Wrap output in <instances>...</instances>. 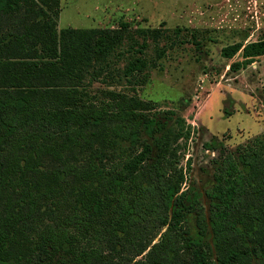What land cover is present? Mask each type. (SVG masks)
Masks as SVG:
<instances>
[{"label": "trees", "instance_id": "trees-1", "mask_svg": "<svg viewBox=\"0 0 264 264\" xmlns=\"http://www.w3.org/2000/svg\"><path fill=\"white\" fill-rule=\"evenodd\" d=\"M60 12L0 0V264H264V136L221 146L207 207L185 186L195 129L137 94L166 34L59 30ZM124 48L115 71L132 92L93 94ZM237 55L231 72L264 57V38L222 49Z\"/></svg>", "mask_w": 264, "mask_h": 264}, {"label": "rangeland", "instance_id": "rangeland-1", "mask_svg": "<svg viewBox=\"0 0 264 264\" xmlns=\"http://www.w3.org/2000/svg\"><path fill=\"white\" fill-rule=\"evenodd\" d=\"M123 22L133 36L147 29L166 34L147 44L152 66L137 94L176 109L195 129L182 161L184 167L191 162L185 186L196 189L208 207L205 191L213 184L221 146L234 150L264 136V57L231 72L241 56H222L234 42L264 38V0H61L59 30L117 28ZM123 51L113 58L112 75L94 82L93 94L107 88L132 92L115 71L135 54Z\"/></svg>", "mask_w": 264, "mask_h": 264}]
</instances>
